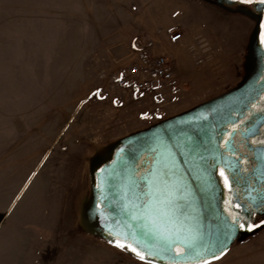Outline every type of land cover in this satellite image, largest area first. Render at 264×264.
Here are the masks:
<instances>
[{
	"label": "rangeland",
	"instance_id": "374dc122",
	"mask_svg": "<svg viewBox=\"0 0 264 264\" xmlns=\"http://www.w3.org/2000/svg\"><path fill=\"white\" fill-rule=\"evenodd\" d=\"M249 25L205 0H0V264H149L82 227L89 159L232 88ZM141 36L170 59L178 95L113 89ZM246 239L241 264H264V226ZM242 241L213 264L237 262Z\"/></svg>",
	"mask_w": 264,
	"mask_h": 264
},
{
	"label": "snow or ice",
	"instance_id": "6c2138e0",
	"mask_svg": "<svg viewBox=\"0 0 264 264\" xmlns=\"http://www.w3.org/2000/svg\"><path fill=\"white\" fill-rule=\"evenodd\" d=\"M251 3L252 0H245ZM264 4V0H259ZM176 15V13H173ZM175 40L177 37L172 36ZM261 44L264 45V32L260 36ZM131 47L135 49L137 44L132 42ZM136 71L135 68L132 69ZM127 83L123 79V73L116 77ZM95 95L100 100L104 99L102 89L95 88ZM264 99V98H262ZM84 103V101H81ZM112 103H117L113 100ZM122 103V101H120ZM252 108L256 113L264 114V107H258L253 104ZM147 117L148 113H141ZM236 126L233 125V130ZM258 129L252 131L255 135ZM248 132V129H245ZM163 134L171 139L169 129H164ZM231 136V133L228 134ZM155 141L159 151H154L156 159L146 167L135 166L133 175L127 178L126 182H121L118 200L112 201L115 205L114 212L118 216L125 217L128 221L124 239L117 238L120 234L111 231L108 225H105V231L109 232V243L122 251H131L140 261H147L149 257L163 253L165 256L171 255V264H176L177 260L183 258L186 264H213L224 257L230 249V241L240 230L251 231L264 226V219H259L258 223L253 222L250 217H258L259 213H264V189L255 197L248 201L233 204V200L241 199L234 196L232 199L224 201V218L222 228L215 238L205 237L197 223L193 222L188 209L190 207V194L187 186L182 183L183 173L180 172L175 157L169 150L168 145L164 144L158 137H153L149 143ZM184 147L188 149L189 154L194 153L199 147L191 136L184 137ZM255 143V142H254ZM264 144V141H260ZM179 151V145H173ZM225 148H228V142L225 141ZM232 156L236 157L238 153L232 149ZM264 155V154H262ZM221 160H215L211 164L203 157H200V163L204 165L203 183L206 188L216 191L212 186L215 184L216 173L213 171L219 164L223 163L227 157ZM243 158L229 163L227 169L219 168V177L222 178V187L225 190L232 191L234 186L239 183L238 176L242 174L241 164ZM247 172V169L243 170ZM261 178L264 179V173ZM97 187H100L99 185ZM223 195V193H221ZM243 213V214H242ZM128 237H132L137 244L143 242V248L134 246L129 242ZM155 247L156 251H152ZM173 248L175 251L173 252ZM154 264V261H149Z\"/></svg>",
	"mask_w": 264,
	"mask_h": 264
},
{
	"label": "water",
	"instance_id": "95a60500",
	"mask_svg": "<svg viewBox=\"0 0 264 264\" xmlns=\"http://www.w3.org/2000/svg\"><path fill=\"white\" fill-rule=\"evenodd\" d=\"M242 88L243 85L240 83L190 109L125 135L94 154L89 159L90 194L81 208V225L84 230L109 241V232L105 231V225H108L111 231L120 234L117 238L124 239L128 231V221L125 217L115 214V205L112 201L119 199L121 182H126L127 178L133 175L136 170L135 166L146 168L156 159L154 151H159L157 143L155 141L149 143V141L153 137H158L168 145L180 172L183 173L182 183L187 186L190 194L188 209L190 217L200 226L206 238H215L222 228L224 218V211L219 201L221 185L216 176V182L212 186L216 191L213 192L212 189L205 187L202 179L204 165L200 163V157L210 164L215 160H221L217 157L219 151L213 138V131L226 123L229 112L228 104L233 97L238 96ZM164 129H169L171 139L163 134ZM185 136L193 137L195 143L199 145L194 153L189 154L188 149L184 147ZM177 144L179 151L173 147ZM96 166L100 167V170L95 177L93 170ZM218 166L221 167L222 164ZM216 168L213 169L215 173ZM98 185L100 187H97ZM254 233L255 230L244 234L238 231L230 241V247L236 240H243ZM128 240L134 246L145 250L143 242L138 245L132 237H128ZM152 251L155 252L156 248L153 247ZM174 251L175 248H173ZM127 252L131 253L130 250ZM147 261H154L156 264H171V255L165 256L161 252L149 257ZM176 264H186V262L180 258Z\"/></svg>",
	"mask_w": 264,
	"mask_h": 264
},
{
	"label": "flooded vegetation",
	"instance_id": "af4514ba",
	"mask_svg": "<svg viewBox=\"0 0 264 264\" xmlns=\"http://www.w3.org/2000/svg\"><path fill=\"white\" fill-rule=\"evenodd\" d=\"M205 1L228 8L237 14L240 13L248 19L250 24L248 38L241 53L240 78L232 87L234 88L241 83L243 88L238 96L233 97L228 104L229 112L226 123L221 125L218 130L213 131V138L219 151L217 157L221 159V153L223 157H227L221 163V167L227 169L229 163L243 158L240 165L242 174L238 176L239 183L234 186L232 191L223 189V181L218 174L221 167L216 168V176L221 185L219 201L224 211L226 207L224 201L238 196L241 199H234L233 204H243L249 200L250 196L255 197L264 189V179L261 178L262 173H264V155H262L264 154V144L259 143L264 141V114L256 113L252 108L253 104L264 107V99H262L264 98V45L260 41L261 32H264V4L260 3L259 0H252L251 3H246L245 0ZM233 125L236 126L235 130H233ZM245 129H248V132H245ZM256 129L258 131L252 135V131ZM229 133L231 136L228 135ZM225 141L228 142V148L224 147ZM229 149L236 151L238 155L233 157ZM244 169L248 171L244 172ZM99 170L100 167L98 166L94 168L95 177ZM257 211L258 217H250L256 223L259 219H264V213ZM256 229L251 231L240 230V233H249Z\"/></svg>",
	"mask_w": 264,
	"mask_h": 264
},
{
	"label": "built area",
	"instance_id": "2783aa9c",
	"mask_svg": "<svg viewBox=\"0 0 264 264\" xmlns=\"http://www.w3.org/2000/svg\"><path fill=\"white\" fill-rule=\"evenodd\" d=\"M175 35L177 39L173 40ZM182 37L181 32L172 31L169 35L170 41H178ZM137 47L130 53V63L121 70L112 80V87L118 92V95L130 96L135 100H140L147 94L156 93L159 88H166L171 96H176L181 92L182 86L174 75V70L170 59L162 53L155 51V40L147 36H141L134 40ZM136 71L133 72L132 69ZM123 73L124 83L117 80L116 77ZM103 92V90H102ZM119 95V96H120ZM122 101V103H120ZM124 100H118L122 105ZM163 107L155 106L148 108L144 112L148 113L147 117L140 116L141 120H148L158 117Z\"/></svg>",
	"mask_w": 264,
	"mask_h": 264
},
{
	"label": "crops",
	"instance_id": "0c3cea01",
	"mask_svg": "<svg viewBox=\"0 0 264 264\" xmlns=\"http://www.w3.org/2000/svg\"><path fill=\"white\" fill-rule=\"evenodd\" d=\"M160 26H158V28H159ZM163 30V29H162ZM159 31H161V29H159ZM158 50V51H157ZM156 52H158V53H160V50L157 48L156 50H155ZM252 235H254V234H252ZM245 239V238H244ZM243 239V240H244ZM242 241V240H241ZM247 239L246 240H244V241H242L241 243L242 244H244V247L242 246V248H241V250H242V252H243V254H241L238 258H239V260L237 261V262H233V263H230V264H241V261L245 258V257H247V255H249L250 256V254H251V252L249 251V252H247L246 253V248L247 247H249V245L251 244H254L253 242H251V243H247ZM231 248V247H230Z\"/></svg>",
	"mask_w": 264,
	"mask_h": 264
}]
</instances>
